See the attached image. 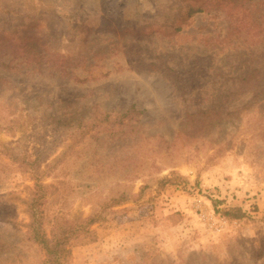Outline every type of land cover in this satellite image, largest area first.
I'll return each instance as SVG.
<instances>
[{
  "label": "rangeland",
  "instance_id": "1",
  "mask_svg": "<svg viewBox=\"0 0 264 264\" xmlns=\"http://www.w3.org/2000/svg\"><path fill=\"white\" fill-rule=\"evenodd\" d=\"M131 104L141 114L120 117ZM207 109L222 111L211 129L185 120ZM7 154L44 183L99 168L97 195L67 196L70 219L135 167L66 264H264V0H0V264H40L32 175Z\"/></svg>",
  "mask_w": 264,
  "mask_h": 264
},
{
  "label": "trees",
  "instance_id": "2",
  "mask_svg": "<svg viewBox=\"0 0 264 264\" xmlns=\"http://www.w3.org/2000/svg\"><path fill=\"white\" fill-rule=\"evenodd\" d=\"M198 11L200 10L190 9L188 16ZM14 58L15 57H13V59ZM4 67L7 66L4 65ZM257 74H259V72L253 70L247 79ZM257 96L258 93L253 95V100L249 105L239 107L232 112H226L224 118L227 119L238 115L240 112L249 110ZM110 113L111 111L105 113L106 119H108ZM130 113L137 115L141 114L140 111L135 109V105L131 104L124 113L119 116L128 117ZM221 113L222 111H213L212 109L201 110L198 114L186 112L185 120L191 122V118L197 115L200 122H203L201 123L203 127L211 129L218 124L219 119H217V116ZM64 125L72 127V124L69 122H65ZM68 130L70 131L69 127ZM131 140L133 141L132 138ZM7 156L11 158L13 162L23 165L21 167L32 175L33 185L26 189V198L23 202L28 215V223L25 225V235L30 243L38 246L43 257L40 264H66L71 258L72 244L79 241H92L94 238V231L91 229L93 223L100 221L104 217L106 211L126 199L129 192V190H127V185L133 183L134 179H136L135 167L124 166L126 171H119V169L118 173L121 172V176L124 177L122 182L125 181L127 183L121 185L120 182H117V186L122 187L121 190L116 192L117 195L108 197L104 201L97 199L98 202L95 204L93 203L92 213L89 216L70 219L67 215H64V208L67 205V200H69L67 196L78 189L85 192L84 197L86 196V199L97 195L102 189V183H100V176L102 175H99L102 172L100 173L99 168L95 170V176L98 180L94 181V179H90L89 182L82 186L71 185L69 181L60 179H56L50 183H44L42 181V176L45 172L41 171L39 165L35 164L34 161H30L28 159L29 157H24L22 155V160H17L16 158H12V156L10 157L9 154H7ZM109 170H111V168H109ZM66 172L67 167H64L62 173L59 175H63L64 177ZM221 213L224 217L231 219H239L245 215V212L239 207H226L221 210ZM0 246L3 248V241H0Z\"/></svg>",
  "mask_w": 264,
  "mask_h": 264
}]
</instances>
